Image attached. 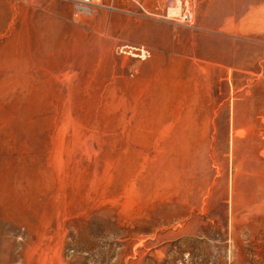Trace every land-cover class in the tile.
I'll list each match as a JSON object with an SVG mask.
<instances>
[{
    "label": "rangeland",
    "instance_id": "obj_1",
    "mask_svg": "<svg viewBox=\"0 0 264 264\" xmlns=\"http://www.w3.org/2000/svg\"><path fill=\"white\" fill-rule=\"evenodd\" d=\"M93 2L0 0V264H264V0Z\"/></svg>",
    "mask_w": 264,
    "mask_h": 264
},
{
    "label": "built area",
    "instance_id": "obj_2",
    "mask_svg": "<svg viewBox=\"0 0 264 264\" xmlns=\"http://www.w3.org/2000/svg\"><path fill=\"white\" fill-rule=\"evenodd\" d=\"M178 2L179 7L182 9V13L180 12V16L183 19H190L192 16V5L191 0H176ZM81 4H92L93 0H79ZM175 2V0H174ZM135 50L144 53L146 56L149 55V51L143 47H135Z\"/></svg>",
    "mask_w": 264,
    "mask_h": 264
},
{
    "label": "crops",
    "instance_id": "obj_3",
    "mask_svg": "<svg viewBox=\"0 0 264 264\" xmlns=\"http://www.w3.org/2000/svg\"><path fill=\"white\" fill-rule=\"evenodd\" d=\"M146 41H148L147 38H146ZM152 46H153V49H154V54H153V58L154 59L153 60L157 61L158 59L161 58V53H162V48H163L162 46L163 45H161V43L155 42V44H153ZM164 58H166V57H164ZM189 146L186 145V147H189ZM178 232H179V230H173V234H175V236H177V237L180 236V233H178Z\"/></svg>",
    "mask_w": 264,
    "mask_h": 264
}]
</instances>
